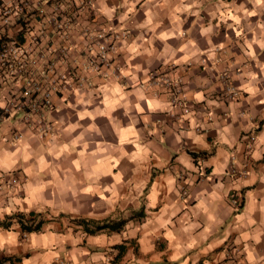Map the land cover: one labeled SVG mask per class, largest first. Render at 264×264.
<instances>
[{"label": "crops", "instance_id": "0c3cea01", "mask_svg": "<svg viewBox=\"0 0 264 264\" xmlns=\"http://www.w3.org/2000/svg\"><path fill=\"white\" fill-rule=\"evenodd\" d=\"M91 1L69 41L34 10L0 19L1 37L26 45L22 28H48L41 48H57L53 74L28 64L27 78L55 82L50 109L8 117L25 78L0 82V173L19 179L0 189L3 264H264V0ZM85 26L127 34L101 74L85 68ZM170 68L184 117L149 84ZM30 212L44 223L23 234L13 215ZM119 220V232L78 224Z\"/></svg>", "mask_w": 264, "mask_h": 264}, {"label": "built area", "instance_id": "2783aa9c", "mask_svg": "<svg viewBox=\"0 0 264 264\" xmlns=\"http://www.w3.org/2000/svg\"><path fill=\"white\" fill-rule=\"evenodd\" d=\"M47 5L51 8L49 12L46 10ZM90 7H92L91 0H0V19L4 25H7L12 20L27 18V13L34 10L37 16L42 18L43 26L52 27L50 29L55 35L61 39L64 37L69 41L70 32L78 26L79 13ZM22 30L30 35L29 44L19 45L13 39L0 36V82L6 78H25V86L20 93L21 96L10 97L3 113L8 117H15L17 113H21L26 119L30 113H39L42 109H50L51 93L57 90V88L51 87L55 83L54 81H51L48 87L44 88L42 83L46 81L27 78L28 68L42 62L45 63L43 68L46 70L44 76L46 73L53 74L56 63L49 57L51 52H57V48L50 51L41 48L43 33L47 32L48 28H41L40 33H33L31 28H22ZM126 35V32L117 30L112 26L104 28L83 27L82 36L87 42L85 68L90 72L101 74L102 68H108L112 59L111 55L117 53L119 45ZM34 53L35 55L32 57L31 54ZM28 64H30L29 67ZM228 77L226 73L220 76L224 83L226 99L233 100L237 97L238 92L231 85ZM148 78L151 86L162 90L168 96L171 112L181 117L190 114L191 104L183 93L182 79L173 75L172 68L166 72H150ZM60 81L65 84L66 78H60ZM72 81L76 87L89 84L86 77L72 78ZM19 137L20 135L17 136V138ZM255 140V135L249 136L250 144ZM231 173L240 176L245 174V170L238 173L232 170ZM18 184L19 179L16 175L0 173V189L2 187L15 188ZM181 191L182 195H185L184 189ZM231 204L234 208L240 209L241 198L232 195Z\"/></svg>", "mask_w": 264, "mask_h": 264}, {"label": "trees", "instance_id": "16d2710c", "mask_svg": "<svg viewBox=\"0 0 264 264\" xmlns=\"http://www.w3.org/2000/svg\"><path fill=\"white\" fill-rule=\"evenodd\" d=\"M13 218L17 220L19 223L20 229L23 234L33 233L40 231L44 221L41 218L40 214H36L34 212L30 213H24V214H15L13 215ZM127 221L125 220H119V221H109L105 222L103 224L95 225L93 228H89L90 223L86 221H79L78 224L82 225L85 232L87 233H94L102 230H107L110 232H119ZM3 225L8 226V224ZM5 261H7L6 258H0V264H3ZM11 263V261H10Z\"/></svg>", "mask_w": 264, "mask_h": 264}, {"label": "rangeland", "instance_id": "374dc122", "mask_svg": "<svg viewBox=\"0 0 264 264\" xmlns=\"http://www.w3.org/2000/svg\"><path fill=\"white\" fill-rule=\"evenodd\" d=\"M87 78V77H86Z\"/></svg>", "mask_w": 264, "mask_h": 264}]
</instances>
